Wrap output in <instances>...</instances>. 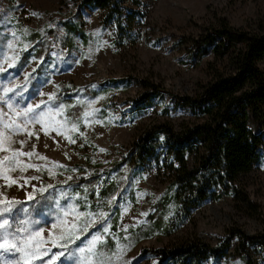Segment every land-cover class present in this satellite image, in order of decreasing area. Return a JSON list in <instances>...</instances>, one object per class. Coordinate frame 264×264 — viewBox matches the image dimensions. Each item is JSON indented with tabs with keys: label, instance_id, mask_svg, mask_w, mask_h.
Wrapping results in <instances>:
<instances>
[{
	"label": "rangeland",
	"instance_id": "374dc122",
	"mask_svg": "<svg viewBox=\"0 0 264 264\" xmlns=\"http://www.w3.org/2000/svg\"><path fill=\"white\" fill-rule=\"evenodd\" d=\"M65 3L66 0H0V47L4 48L6 56L12 54L7 49L9 43L20 56L25 45L30 46L28 35L31 29L42 31L59 18L78 23L84 33L82 40L74 38L68 54L62 50L51 52L48 62L30 58L20 73L9 70L16 74L13 83L24 84L26 74L40 69L34 83L30 87L26 85L25 101L20 108L27 103L47 99L46 95L39 93L55 92L59 83L75 87L88 85L91 90H98L93 97L81 91L73 97L86 104L81 123L75 130L66 122L65 115L60 114L54 116L55 121L64 125L58 130L49 128L45 131L42 125H31L28 131L35 135L29 137L26 132H21L13 136L19 142L26 141L21 152H36L37 158L33 163L28 162L27 156H20L13 178L8 174V165H0V201L27 200L28 194L33 197L41 182L46 181L57 186L53 208L61 214L72 205L69 197L66 201L59 197L62 188L69 190L65 185L68 175L79 172L75 165L108 167L117 154L125 152L147 127L167 121L177 128L182 121L200 120L170 94L156 95L146 107L132 104V99L147 90L140 80L178 95H192L198 84L207 79V63L212 61L211 55L199 62V59L194 62L188 59L187 54L193 48L192 39L205 33L222 18L235 28L255 30L259 26L264 27V0H118L119 18L115 15L109 17L107 9L89 5L75 7L62 17ZM180 40L183 42L179 43ZM259 66L264 68V58ZM108 79L120 80L103 84ZM49 106L55 108L57 105L50 102ZM0 107L8 111L2 102ZM85 112L90 115L85 116ZM23 119L18 118V122ZM158 151L156 148L155 152ZM4 155L9 154L0 152V159ZM161 156H146L131 171L126 160L118 171L113 169L106 174L107 180L121 181L120 192L114 202H110V210L113 211L110 217L98 229L90 230L91 233H102L103 227L110 229V218L115 216L117 223L111 236L116 249H119L122 240L116 236L117 232L134 230L150 222L149 216L156 214L153 207L166 194L171 179V170L162 162ZM237 184L246 189L264 217V134L262 160L241 175ZM87 210H97L93 212L97 213L94 219H98V214L105 213L106 209L99 206ZM175 212L173 203L164 209L163 227L128 253L127 264H155L157 257L144 251L147 248L157 249L192 239L217 245L231 228H238L249 235L262 229L261 222L238 211L230 197L203 200L178 224L175 223ZM12 213L6 214L9 220ZM71 218L69 216L66 220ZM26 221L30 229L44 228L45 237L49 231L55 238L66 230L65 221L61 219L53 222L39 215ZM40 223L43 226H39ZM53 223L57 225L55 229L52 228ZM168 223L171 228L167 227ZM106 236L102 235L105 241ZM238 242V237L232 236L223 255L207 258L202 264H242L236 249ZM76 245L85 246L86 241L83 244L77 241ZM76 245H69L65 256L58 257L54 264H81L79 253L74 252ZM249 250L252 264H264L263 250L255 247ZM52 251L58 253L62 249L53 247ZM68 252H73V255L69 256ZM5 258H9L7 254Z\"/></svg>",
	"mask_w": 264,
	"mask_h": 264
},
{
	"label": "trees",
	"instance_id": "16d2710c",
	"mask_svg": "<svg viewBox=\"0 0 264 264\" xmlns=\"http://www.w3.org/2000/svg\"><path fill=\"white\" fill-rule=\"evenodd\" d=\"M84 5L107 9L109 17L120 16L118 0H66L62 17L75 7L82 8ZM83 36L79 24L65 17L59 18L42 31L31 29L28 35L30 46L20 54L18 73L30 58L45 63L51 60V52L62 50L61 52L68 54L73 47L74 38L79 37L82 40ZM191 42L193 48L187 54L188 59L193 62L199 59V62L207 55L212 56V61L207 63V79L198 84L194 93L178 95L164 87L140 80L147 90L131 102L139 107H146L156 95L170 94L200 120L182 121L177 128L167 121L147 127L125 152L117 154L110 166L100 168L89 164L75 165L79 172L68 175L72 177L65 183L69 190L62 188L60 192L59 198L66 201L69 197L78 212L97 211L87 209L102 206L106 209L104 211L108 219L113 212L110 210V202L119 195L121 181L107 180L106 174L113 169L118 171L126 160L127 168L131 171L146 156L157 158L163 154L162 162L171 170L166 194L155 203L153 211L156 214L149 216L151 220L147 225L116 233L118 239L122 240L119 249H116L112 236H106L105 252L111 256L112 264H127L128 253L140 241L150 238L163 227L162 213L169 204H174V219L178 224L203 200H219L223 197H230L238 211L258 219L262 229L249 235L238 228H231L217 245L192 239L157 249L147 248L144 251L157 257L155 264H202L207 258L223 255L232 236L238 237L236 249L242 264H252L250 247L264 251V217L246 189L237 184L241 175L248 173L262 160L264 68L259 66V62L264 58V27L259 26L255 30L235 28L222 18ZM13 70L17 73V69ZM39 71L36 68V79ZM36 79L28 83V87ZM118 80L120 79H108L103 84ZM58 86L55 92L59 99L54 105L64 104L65 111L62 114L69 125H80L86 104L74 100L73 97L79 91L93 97L98 90H91L88 85L75 87L59 83ZM13 140L16 143L7 152L9 155L13 150L22 149L19 141L14 137ZM156 148H159L158 152H155ZM34 153L35 155L28 157L29 163L37 158L36 152ZM19 162L20 156L16 157L15 164L8 165L11 178L15 176ZM48 185L46 181L41 182L31 200H16L21 203L15 205L9 216L14 225L20 227L21 222L39 215L48 217L53 222L60 220L61 212L53 208L57 186L49 188ZM85 204L88 205L87 208L84 207ZM110 220V231L114 233L117 219L113 216ZM38 225L43 226L42 223ZM100 225L97 224L93 229H98ZM167 227H170L169 223ZM120 249L123 250L122 254ZM112 253L119 255V259Z\"/></svg>",
	"mask_w": 264,
	"mask_h": 264
},
{
	"label": "snow or ice",
	"instance_id": "6c2138e0",
	"mask_svg": "<svg viewBox=\"0 0 264 264\" xmlns=\"http://www.w3.org/2000/svg\"><path fill=\"white\" fill-rule=\"evenodd\" d=\"M33 15L39 14L33 13ZM25 32H27V29H25ZM12 34L15 35V33ZM28 47V45H25L23 50H27ZM7 49L12 53L11 55L6 56L4 48L0 47V102L8 109V111H5L3 107H0V152L4 153L9 152L10 147L16 143L13 140L14 135L21 132H26L29 137L35 135L34 132L28 131L31 125H42L45 131H48L49 128L51 130L62 128L64 125L59 121H55L54 116L60 115L65 111V105L62 103L55 108L49 106L50 102L55 103L59 99L56 92H41L39 95H46L47 99H41L38 103H27L23 108L19 107L25 101L24 92L27 91L26 85L36 79L34 76L36 69H33L32 73L25 75L24 84L13 83L16 74L10 73L9 70L17 69L18 73L19 69L17 66L20 56L19 53L15 52L11 43L7 45ZM88 115L90 113L85 112V116ZM20 117L24 119L18 122ZM75 128L76 125H73L74 130ZM25 142H19L21 147ZM70 142L75 143V141ZM5 145L9 147H5ZM101 151H104V149H101ZM33 155H35L34 152L25 153L13 150L10 156L4 155L0 159V165H13L16 162V157H32ZM41 159L46 158L41 157ZM57 166L60 165L57 164ZM31 179H38V177H31ZM71 179L72 177H68V180ZM48 187L51 188L52 185H48ZM41 191H45V189H41ZM28 199H33L31 193L28 194ZM114 200L115 198L111 202H114ZM19 203L21 202L16 200L0 201V204L4 205L0 207V216L4 217L0 218V264H54L58 257L65 256L69 245H76L77 241L82 244L86 241L85 246L76 245L74 248V252L79 253L81 264H112L111 256L104 250L106 241L102 239V235L114 234L111 233L108 227H103L102 233L99 231L96 233L90 232L91 229L96 228L97 224H102V222L106 221L107 214L104 212H100L98 219H94V217H97V213L93 211L78 212L74 205H70L67 210L62 211L60 216V219L65 221L66 230L53 238L51 231H49L48 237H45L43 235L44 228L30 229L27 227V221L21 222L23 226L17 227L7 218L6 214L12 213L15 205ZM84 207L87 208L88 205L85 204ZM143 215H147V213ZM69 216L72 218L66 220ZM56 227L57 225L53 223L52 228L55 229ZM48 245H51V247ZM53 247L62 249V251L53 252ZM117 247L119 248V246ZM122 251L120 249L121 254ZM6 254L9 257L8 259L5 258ZM68 255H73V252H68ZM112 255L119 259V255L116 253H112Z\"/></svg>",
	"mask_w": 264,
	"mask_h": 264
}]
</instances>
